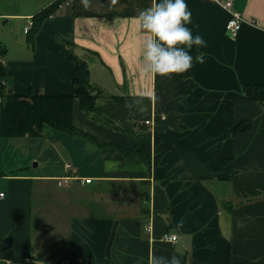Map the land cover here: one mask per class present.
<instances>
[{
	"label": "crops",
	"instance_id": "obj_1",
	"mask_svg": "<svg viewBox=\"0 0 264 264\" xmlns=\"http://www.w3.org/2000/svg\"><path fill=\"white\" fill-rule=\"evenodd\" d=\"M53 1L0 0L8 86L70 93L76 54L104 95L93 115L74 100V124L91 137L49 124L3 136L0 101L1 264H131L173 252L182 264H264V103L242 90L264 83V0H233L244 17L234 36L229 9L186 0L188 27L206 41L188 78L144 71L137 17L153 0L64 2L30 41L25 27ZM241 119L253 127L233 133Z\"/></svg>",
	"mask_w": 264,
	"mask_h": 264
},
{
	"label": "trees",
	"instance_id": "obj_2",
	"mask_svg": "<svg viewBox=\"0 0 264 264\" xmlns=\"http://www.w3.org/2000/svg\"><path fill=\"white\" fill-rule=\"evenodd\" d=\"M64 0H55L33 15L32 26L28 30L29 40L33 41L37 30L43 20L55 14L60 9ZM193 55L197 50L193 48ZM7 52V46L0 43V101L1 110V134L6 137L23 135H40L45 124L68 132L73 135L91 137L88 132L78 128L73 121V106L75 98H78L80 107L87 113L92 110L99 97L104 95L103 89L97 87L91 81L90 68L87 61L76 54H72L73 76L72 91L65 94L35 93L17 94L7 84V69L3 59ZM200 54V51H199ZM244 94L256 101L264 103V83H245L242 86ZM109 100H117L127 103L125 95H108ZM253 127L250 119H241L235 123L233 133L250 130ZM122 151V147H118ZM129 152L128 150L126 153ZM223 164H227L230 171L233 162L230 158H224Z\"/></svg>",
	"mask_w": 264,
	"mask_h": 264
},
{
	"label": "clouds",
	"instance_id": "obj_3",
	"mask_svg": "<svg viewBox=\"0 0 264 264\" xmlns=\"http://www.w3.org/2000/svg\"><path fill=\"white\" fill-rule=\"evenodd\" d=\"M81 3L87 8L89 0H81ZM191 16L186 0H153L151 6L139 12L138 25L146 34L142 46L146 73L168 78L176 74L188 78L193 62L203 63L204 56L199 54V48L206 41L188 27ZM194 47L197 50L195 56ZM131 264H182V260L174 252L153 254L147 261L142 254H135Z\"/></svg>",
	"mask_w": 264,
	"mask_h": 264
},
{
	"label": "built area",
	"instance_id": "obj_4",
	"mask_svg": "<svg viewBox=\"0 0 264 264\" xmlns=\"http://www.w3.org/2000/svg\"><path fill=\"white\" fill-rule=\"evenodd\" d=\"M216 1H218L225 8L229 9L231 13L230 18L228 19L226 23V27H225L226 33L228 35H233V36L236 35L244 20L242 12L233 8V0H216ZM64 2L69 3L71 2V0H64L60 4V7L64 5ZM31 26H32V22L29 24V26L25 27V31L28 32ZM72 179H73L72 176L66 175V176L60 177L58 180V183L60 185L70 183ZM91 180H92L91 177H86L83 181L91 182ZM4 194H5L4 191L0 192V196H3ZM145 228L149 230L150 226L148 225V223L145 224ZM177 238L178 236L175 233H168L167 235H165V239L168 240V242L176 241Z\"/></svg>",
	"mask_w": 264,
	"mask_h": 264
},
{
	"label": "water",
	"instance_id": "obj_5",
	"mask_svg": "<svg viewBox=\"0 0 264 264\" xmlns=\"http://www.w3.org/2000/svg\"><path fill=\"white\" fill-rule=\"evenodd\" d=\"M34 165H37V163L36 162H34ZM6 261L4 260V259H0V264L1 263H5Z\"/></svg>",
	"mask_w": 264,
	"mask_h": 264
},
{
	"label": "rangeland",
	"instance_id": "obj_6",
	"mask_svg": "<svg viewBox=\"0 0 264 264\" xmlns=\"http://www.w3.org/2000/svg\"><path fill=\"white\" fill-rule=\"evenodd\" d=\"M2 23H3V20H2Z\"/></svg>",
	"mask_w": 264,
	"mask_h": 264
}]
</instances>
